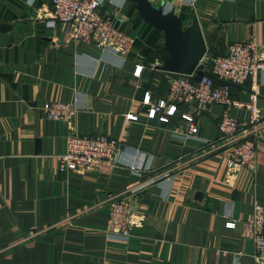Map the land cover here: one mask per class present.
<instances>
[{
  "label": "crops",
  "instance_id": "obj_1",
  "mask_svg": "<svg viewBox=\"0 0 264 264\" xmlns=\"http://www.w3.org/2000/svg\"><path fill=\"white\" fill-rule=\"evenodd\" d=\"M148 1L173 10L184 26L195 15L208 55L222 54L249 31L264 54V0ZM49 8L50 0H0V264H256L242 221L255 201L264 205V124L253 138L256 172L241 168L227 184L224 154L205 143L221 135L223 106L210 104L198 116L194 138H181L187 126L178 115L161 123L140 106L147 89L153 100L167 95L170 72L156 68L167 55L162 33L136 20L134 2L100 6L135 37L125 55L70 40L68 24L47 22ZM136 63L143 65L139 77L132 74ZM248 88L231 86V98L247 101ZM256 90L264 117V68ZM46 101L75 107L76 133L121 141L122 164L58 171L68 124L46 118ZM127 112H138V120H126ZM230 113L238 120L249 114L238 106ZM154 175L134 202L141 224L126 241L108 237L110 203ZM229 219L234 228L225 227Z\"/></svg>",
  "mask_w": 264,
  "mask_h": 264
},
{
  "label": "built area",
  "instance_id": "obj_2",
  "mask_svg": "<svg viewBox=\"0 0 264 264\" xmlns=\"http://www.w3.org/2000/svg\"><path fill=\"white\" fill-rule=\"evenodd\" d=\"M193 4L194 0H184ZM102 0H50L46 10L47 22H62L69 25L68 38L111 50L122 55L131 51L135 37L119 30L100 9ZM204 74L198 79L193 74L170 73L168 91L164 97L153 100L150 90H145L140 106L146 107L148 119H158L168 123L178 115L186 123L181 138H194L198 133L197 118L213 103L223 106L218 120L220 137L208 146L219 148L226 158L227 184H233L237 172L246 168L256 172L257 159L254 136L258 127L264 124L257 106V74L264 68V54L255 43L253 34L248 32L244 40L226 45L222 54L208 55L201 59ZM143 65L136 63L132 74L139 77ZM200 68V67H199ZM249 83L247 101L233 100L231 86ZM232 106L246 108L248 117L238 120L230 113ZM48 119L64 120L68 124L65 151L59 155L58 171L84 173L99 168L105 163L111 166L122 164L123 148L121 141L100 133L82 135L74 131L75 107L63 101H46L43 104ZM128 121H137L138 112L125 113ZM129 169L136 171L135 165ZM139 175L140 172H138ZM158 176H148L134 182L127 193L112 201L106 219V234L110 238L126 241L130 229L141 224L143 215L134 213V202L138 194ZM236 221L229 219L226 228H234ZM243 235L253 241V259L256 264H264V205L255 201L248 219L242 221Z\"/></svg>",
  "mask_w": 264,
  "mask_h": 264
},
{
  "label": "water",
  "instance_id": "obj_3",
  "mask_svg": "<svg viewBox=\"0 0 264 264\" xmlns=\"http://www.w3.org/2000/svg\"><path fill=\"white\" fill-rule=\"evenodd\" d=\"M130 1L135 3L138 11L136 20L143 19L163 35L167 56L156 68L170 73L193 74L198 80L204 74L200 61L207 52V44L197 17L193 15L191 23L184 26L179 16L173 10L165 11L162 4L148 0Z\"/></svg>",
  "mask_w": 264,
  "mask_h": 264
},
{
  "label": "trees",
  "instance_id": "obj_4",
  "mask_svg": "<svg viewBox=\"0 0 264 264\" xmlns=\"http://www.w3.org/2000/svg\"><path fill=\"white\" fill-rule=\"evenodd\" d=\"M165 49V48H164ZM167 56V55H166ZM166 58V57H165Z\"/></svg>",
  "mask_w": 264,
  "mask_h": 264
}]
</instances>
